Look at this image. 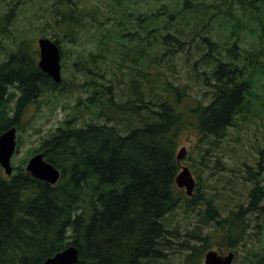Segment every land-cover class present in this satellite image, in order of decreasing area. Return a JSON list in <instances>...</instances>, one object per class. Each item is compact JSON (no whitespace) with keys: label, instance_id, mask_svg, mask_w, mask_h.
<instances>
[{"label":"trees","instance_id":"trees-1","mask_svg":"<svg viewBox=\"0 0 264 264\" xmlns=\"http://www.w3.org/2000/svg\"><path fill=\"white\" fill-rule=\"evenodd\" d=\"M77 1L57 0L52 13L71 44L88 17L98 32L110 19H95L98 7ZM133 1L111 0L118 35L107 29L97 52L77 55L71 82L43 73L26 42L0 61V136L21 130L40 99L80 93L69 117L29 153L61 171L56 185L29 174L27 159L11 176L0 165V264H43L70 246L77 264H203L210 250L235 252L234 264H264V148L244 164L245 192L229 209L201 183L193 198L176 186L185 129L200 133L199 165L217 174L225 169L219 143L264 105V47L242 45L250 27L264 39V0H177L151 12L132 10ZM216 19L230 29L225 43L212 33ZM53 39L61 47L64 39ZM178 68L195 76L197 90L170 81L165 72ZM181 208L193 222L175 219Z\"/></svg>","mask_w":264,"mask_h":264},{"label":"rangeland","instance_id":"rangeland-1","mask_svg":"<svg viewBox=\"0 0 264 264\" xmlns=\"http://www.w3.org/2000/svg\"><path fill=\"white\" fill-rule=\"evenodd\" d=\"M56 1L0 0V61L7 60L9 53L15 51L21 42H26L32 49L38 51L37 55L39 56L38 40L49 38L55 41L53 35L56 34L64 39L61 47L67 54L62 60V66L63 64L65 66L62 70V76L70 81L73 79L72 67L77 55H88L90 52H97L99 50L98 41L107 29L112 30L115 36L118 35L119 28L114 19L120 18L121 14L118 11L113 12L111 0H78L80 8L98 7V10L95 13L93 12L95 19L100 20L102 15L110 17V19L98 32L96 31L97 24L93 22L91 16L88 17L83 26L74 27L79 35L78 40L74 44L66 42L64 37L68 27L61 22L55 23L52 19V13L57 4ZM210 1L213 2L214 0ZM216 1L220 2V0ZM165 3L173 6L177 3V0H135L130 5L132 10L151 12ZM13 8L15 9L14 17L6 27L3 21ZM222 8L226 9L224 6ZM91 12L89 10L90 14H92ZM120 20L126 21V18L123 17ZM93 25L95 26L91 28ZM213 25L214 38L225 43L223 41L228 40L230 29L224 28L225 23L221 19H216ZM259 36L257 29L250 27L243 32L242 45L257 49L264 47V39L260 40ZM178 69L177 73L165 72L170 81L173 83L178 81L187 82L194 90H197L195 76L191 72L188 73L187 69ZM123 70L124 67L122 72ZM118 74L122 77L120 72ZM260 93L264 94L263 91H260ZM79 97L80 93L77 91L68 95H58L57 97L46 96L36 104L28 107L21 119L23 127L17 133V140L21 144L18 153L12 158V166H18L26 159L28 163L33 157L29 158L31 150L37 149L42 137L54 131L61 122L69 117ZM255 111L257 116L252 121L242 123L237 128H231L227 137L219 143V148L215 153L224 162L225 169L217 172V174H211V168L199 165L204 142H201L202 136L197 129L190 127L189 130L185 129L181 135L178 152L182 147H185L188 151L186 159L182 161V166L190 168L197 183H201L208 194L217 195L221 207L229 209L242 200V194L245 192L242 186L244 164L254 165L259 158V149L264 148V105H257ZM183 191L185 192V190ZM196 192L195 189V195ZM175 219L185 223L193 222L192 216L185 214L182 208L178 210ZM172 260L174 264H181L178 257H173Z\"/></svg>","mask_w":264,"mask_h":264},{"label":"water","instance_id":"water-1","mask_svg":"<svg viewBox=\"0 0 264 264\" xmlns=\"http://www.w3.org/2000/svg\"><path fill=\"white\" fill-rule=\"evenodd\" d=\"M39 59L38 66L41 71L50 76L55 83H62V53L58 44L49 38L38 40ZM18 145L17 128L12 127L0 136V165L5 170L6 176L13 174L12 158ZM188 151L182 147L177 153V161L181 165L186 159ZM26 170L34 178L56 185L61 179V171L46 161L44 155H34L27 163ZM176 186L184 189L188 197H195L196 180L192 171L187 166L181 165V172L176 178ZM79 250L70 246L47 259L43 264H77L79 262ZM236 254L228 251L221 254L219 251L210 250L204 256V264H234Z\"/></svg>","mask_w":264,"mask_h":264},{"label":"bare ground","instance_id":"bare-ground-1","mask_svg":"<svg viewBox=\"0 0 264 264\" xmlns=\"http://www.w3.org/2000/svg\"><path fill=\"white\" fill-rule=\"evenodd\" d=\"M18 146V145H17ZM17 150V149H16ZM16 153V152H15ZM15 155V154H14ZM14 169V168H13ZM4 172H5V170H4ZM194 176V175H193ZM195 178V177H194ZM196 180V179H195ZM196 186H197V181H196ZM181 190H184V189H181Z\"/></svg>","mask_w":264,"mask_h":264}]
</instances>
